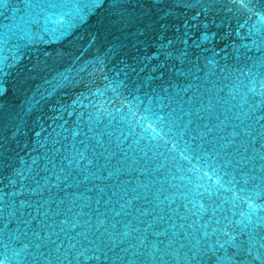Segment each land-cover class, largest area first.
<instances>
[{
    "label": "water",
    "instance_id": "obj_1",
    "mask_svg": "<svg viewBox=\"0 0 264 264\" xmlns=\"http://www.w3.org/2000/svg\"><path fill=\"white\" fill-rule=\"evenodd\" d=\"M0 264H264V0H0Z\"/></svg>",
    "mask_w": 264,
    "mask_h": 264
},
{
    "label": "snow or ice",
    "instance_id": "obj_2",
    "mask_svg": "<svg viewBox=\"0 0 264 264\" xmlns=\"http://www.w3.org/2000/svg\"><path fill=\"white\" fill-rule=\"evenodd\" d=\"M130 115L132 117V122L135 127L140 128L145 137L148 138L150 142L161 140L163 137L160 135V133H163L165 136L173 135L171 125H166L164 118L158 116L150 108L144 109V115L140 116L139 119L136 118L135 114L130 113ZM153 124H155V127H153ZM135 127H133L134 130ZM157 129H159V133L157 132ZM185 150H189L186 144ZM205 163L209 166L210 170L211 168L215 167L210 159H206Z\"/></svg>",
    "mask_w": 264,
    "mask_h": 264
}]
</instances>
